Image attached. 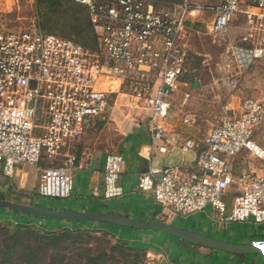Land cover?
<instances>
[{
	"label": "built area",
	"instance_id": "1",
	"mask_svg": "<svg viewBox=\"0 0 264 264\" xmlns=\"http://www.w3.org/2000/svg\"><path fill=\"white\" fill-rule=\"evenodd\" d=\"M75 1L87 10L98 51L36 25L6 26L0 0V166L8 177L22 166L35 168L38 194L49 198L71 196L74 170L86 167L79 143L111 105L149 111L150 146L168 151L165 123L189 60L191 16L209 17L215 35L240 31L237 41L247 52L245 59L241 54V67L247 57L252 61L264 56V0ZM101 77L117 80L118 88L99 87ZM183 122L190 123V117L185 115ZM260 131L264 99H248L204 138H185L180 149L196 153L192 162L150 164L139 175L138 187L163 206L164 219L170 213L188 216L210 208L224 222L253 217L262 223ZM245 152L260 161V170L234 171V160ZM125 166L121 152L107 154L104 199L124 195ZM254 245L264 254L263 241Z\"/></svg>",
	"mask_w": 264,
	"mask_h": 264
},
{
	"label": "rangeland",
	"instance_id": "2",
	"mask_svg": "<svg viewBox=\"0 0 264 264\" xmlns=\"http://www.w3.org/2000/svg\"><path fill=\"white\" fill-rule=\"evenodd\" d=\"M155 1L170 3L173 0ZM199 1L215 4L221 0ZM1 4L3 18L8 27L42 26V30L77 40L90 50L95 47V40L90 31L79 33L71 24L72 17L60 16L59 5L62 4L63 7H72L76 9V12L80 11V14L85 17L83 8L75 4L73 0H1ZM81 15L78 14L80 18ZM209 19L203 15L198 16L197 26L189 28L187 40L189 60L181 84L187 89L189 87L192 89L189 95L179 92L178 100L175 102L177 107H174L171 112L173 117L171 114L169 118L177 119L176 128L178 132L181 131V136L195 135L204 138L211 128L219 124L223 118L238 111L244 101L264 99V56L252 61L247 57L245 66L241 67V63H244L241 54L245 59L247 52L237 41L240 31L236 29L226 37L215 35L209 29ZM227 39L230 41L235 39L236 43L230 44ZM103 87L117 89L118 85L108 81L103 84ZM119 109L115 110L117 113L109 112L106 115L107 120L109 116L117 118V121L123 119V110ZM185 115L190 117V123L183 122ZM97 120L94 123H97ZM257 140L264 146V131L258 133ZM243 154L248 155V152ZM22 169L27 172L24 188L20 186L21 176H5L0 166V189H2L0 197L2 199L22 201L29 190L36 189V169L31 166H22ZM76 171L74 170V173ZM75 184L77 186V183ZM17 188L19 190H16ZM34 198V204L42 207H48L47 205L52 204L53 201L63 200L38 194H34ZM112 200L120 203L119 205L125 208L128 215H130L129 209L131 212L143 213L142 209L139 210V205L130 202L128 198L117 197ZM111 202L107 201L108 204ZM162 210L163 206L159 204L156 211L162 212ZM170 215L166 218V221L171 220L168 224L203 235H218L220 232H225L236 239H246L251 235L264 237V222L256 223L253 217L244 222H224L217 218L210 209L188 216L171 213ZM28 218L33 219L30 222L31 227L17 230L16 227L9 225L29 224L27 223ZM38 218L41 221L45 220V225L38 223ZM55 221L56 219L46 214H29L8 207H0V264H156L160 260L157 253L149 252L148 243L132 237L134 236V233H131L133 230L143 231V229L150 230L151 228H126L96 221L97 224L106 225L107 228L42 231L43 229L57 230L50 227L55 225ZM93 222L89 220V223ZM33 224H37L39 228ZM119 228H123L124 233H120L122 231H119ZM151 230L163 236L162 240L157 242L161 249L169 251L172 248L173 250L175 245L170 241H178L183 244L180 258L183 259L182 262H187L191 257L190 247L193 246L191 243L181 240L179 236L172 233ZM165 237L170 241L165 242Z\"/></svg>",
	"mask_w": 264,
	"mask_h": 264
},
{
	"label": "crops",
	"instance_id": "3",
	"mask_svg": "<svg viewBox=\"0 0 264 264\" xmlns=\"http://www.w3.org/2000/svg\"><path fill=\"white\" fill-rule=\"evenodd\" d=\"M196 18L197 17L195 16H191L189 18L188 25L191 28H195L197 26ZM191 89V87L187 89L183 84H181L179 92L189 95ZM179 92L175 94L172 100L173 109L174 107H177L175 102L178 100ZM119 108L123 110L124 118L117 121V118L109 116V119L107 120L106 115L111 111L116 112L115 110ZM108 113H106L103 118L98 119L97 123H94L92 129L82 138L81 142L79 143V154L83 160H86V167L83 169H76L77 171L74 173V188L69 198H57L63 200L59 202L53 201L51 202L52 204L47 205L48 207L35 205L34 194H38L36 182V189L34 190L35 192L33 190H29L26 193L24 200L18 202L31 205L36 208L55 210L64 213H114L134 220H149L170 223L171 220H164L163 210L162 212L156 211L159 204L155 202L153 194L150 192H143L139 189V175L147 170L150 164L161 166L165 164H175L182 160L192 162L195 159L196 153L194 151L183 153L180 149V145L185 140V138L195 135L181 136V131L178 132V129L176 128L178 126L177 119H169L165 123V137L167 139L168 151L166 153H162L156 150V148H152L150 146L152 143V136L148 126L150 120L149 111L141 108L130 109L111 105ZM103 120L106 121L103 122ZM97 125L98 127H96ZM181 138L182 140H180ZM112 151L121 152L126 159L125 173L122 177L124 195L120 198H128L130 202L138 204L139 210L142 209L143 211L142 214H139L138 212H131L129 209V212H127L130 215H128L126 214L125 208L119 205L120 203H115L112 199L103 198V169L106 156ZM248 155L243 154L234 160L235 172H240L244 169H261L260 163L255 158ZM16 172L17 174L14 176H21L20 186L24 188L26 185L27 172L22 168ZM75 183H77V186H75ZM10 189L14 190L13 187H10ZM16 190L19 189L17 188ZM1 191L2 189H0V192ZM138 195L141 196L138 197ZM0 199H2V197H0ZM108 200L112 202L108 204ZM170 216L171 215H168L166 218ZM31 218H28L27 223L30 224V222L33 220ZM53 218L56 219L55 225L50 227H52V229H57L55 231L64 229L85 230L107 228L106 225L100 223L97 224L96 221L89 223V220L85 219L64 217ZM37 222L41 225H45V220L41 221L38 218ZM35 226L39 228L37 224H35ZM119 231H122L120 233H124L123 228H119ZM218 232L219 231H217V233ZM131 233H134V236H132L133 238L144 240L146 243L152 246H149V252L152 254L157 253L160 256V260L156 264H264V254L259 250H253L249 252H231L195 244L192 242L191 244L193 246L190 247L191 257H189L187 262H182L183 259H180L182 255V243H179L178 241L175 242L174 240L170 241L169 238L165 237V242H168L169 240L175 245L173 250L170 248L168 251L166 249H161V246H159L157 243L163 238L161 233H157L151 229H143V231L133 230ZM205 235L235 244H247L254 243L256 241H263L264 243V237H257L254 235L247 236L246 239H236L233 235L229 233L227 234L225 232H220L218 234L219 236L212 234ZM188 242L190 243V241ZM153 246L155 247L153 248ZM254 246L257 247L256 245Z\"/></svg>",
	"mask_w": 264,
	"mask_h": 264
},
{
	"label": "water",
	"instance_id": "4",
	"mask_svg": "<svg viewBox=\"0 0 264 264\" xmlns=\"http://www.w3.org/2000/svg\"><path fill=\"white\" fill-rule=\"evenodd\" d=\"M0 207L12 208L24 213L31 214H47L53 217H64V218H76L85 219L90 221L107 222L111 224H116L124 227L132 228H151L156 230H161L164 232L172 233L179 236L187 241L195 244L208 246L211 248H218L231 252H249L253 250H259V247H255L254 243L247 244H235L219 240L207 235H203L190 230H184L180 228L173 227L172 225L165 222L149 221V220H134L127 218L123 215L114 213H64L55 210L36 208L31 205L23 204L17 201H11L8 199H0Z\"/></svg>",
	"mask_w": 264,
	"mask_h": 264
},
{
	"label": "trees",
	"instance_id": "5",
	"mask_svg": "<svg viewBox=\"0 0 264 264\" xmlns=\"http://www.w3.org/2000/svg\"><path fill=\"white\" fill-rule=\"evenodd\" d=\"M73 1H74L75 4H77L78 6H81V8H83V11L85 12V17L80 14L81 13L80 11L79 12H76V9H73L72 7L71 8L70 7H63L62 4L59 5L60 16L64 15V17H72L71 24H72V26L74 28L77 29V31H79V33L83 32V31H86V30L90 31L91 35L93 36V38L95 40V47H94V49H91V51H98L99 47H98L97 34H96V32H95V30L93 28V25L91 24V22L89 20L87 10H86V8L83 5L77 3L75 0H73ZM175 1H180V0H173L172 2H175ZM159 2H161V1H159ZM78 14L81 15V18L78 16ZM41 27L42 26H40V28ZM49 33H51V32H49ZM75 41H77V40H75ZM77 42H79V41H77ZM79 43H81V42H79ZM83 46L85 48H87L85 45H83ZM87 49L90 50L89 48H87ZM9 225H12V226L16 227L17 230H22V229H25L27 227H31L32 224H15V225L14 224H9ZM33 226H35V225H33ZM36 228H38V227H36ZM128 228H130V227H128ZM40 230H42V229H40ZM42 231H46V232H58V231H47V230H42ZM64 231H71V230L70 229H64ZM119 239L122 240V241H126V240H124L122 238H119ZM180 239H183V238L180 237ZM183 240H185V239H183Z\"/></svg>",
	"mask_w": 264,
	"mask_h": 264
},
{
	"label": "bare ground",
	"instance_id": "6",
	"mask_svg": "<svg viewBox=\"0 0 264 264\" xmlns=\"http://www.w3.org/2000/svg\"><path fill=\"white\" fill-rule=\"evenodd\" d=\"M108 81H109V82H114L116 85H118V81L115 80V79L111 80V79H109V78H107V77H101V78L99 79V81H98V86L101 87V88H104V87H103V84L106 83V82H108Z\"/></svg>",
	"mask_w": 264,
	"mask_h": 264
}]
</instances>
